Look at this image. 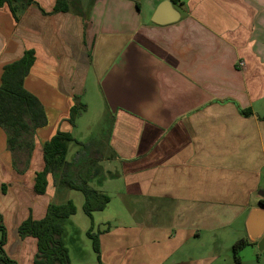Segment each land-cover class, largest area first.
Returning <instances> with one entry per match:
<instances>
[{
	"label": "crops",
	"instance_id": "crops-1",
	"mask_svg": "<svg viewBox=\"0 0 264 264\" xmlns=\"http://www.w3.org/2000/svg\"><path fill=\"white\" fill-rule=\"evenodd\" d=\"M56 1L36 0L47 13ZM67 1V12L52 14L30 5L17 22L7 6L0 8V79L6 65L33 50L24 87L48 119L34 135L24 172L13 168L0 128V175L12 176L0 177L4 225L18 247L11 258L26 264L25 245L35 242L18 236L19 225L57 204L52 177L44 195L33 191L35 173L44 166L42 145L57 130L79 143L77 123L67 120L76 98L82 104L90 95L98 98L108 132L101 143L94 141L91 157L81 154L80 160L94 166L99 153L102 162L114 163L116 177H106L110 171L98 162L92 168L99 172L91 176L86 167L80 174L90 182L97 175L102 192L110 180L121 182L115 198L120 213L99 222H113L98 233L102 264H212L216 252L192 258L184 246L241 218L239 239L257 247L247 221L252 210L264 209V0H168L179 18L167 25L151 21L164 0ZM34 255L35 247L28 264Z\"/></svg>",
	"mask_w": 264,
	"mask_h": 264
},
{
	"label": "trees",
	"instance_id": "trees-1",
	"mask_svg": "<svg viewBox=\"0 0 264 264\" xmlns=\"http://www.w3.org/2000/svg\"><path fill=\"white\" fill-rule=\"evenodd\" d=\"M175 3V1H174ZM30 5H37L43 14L67 12V0H57L50 13L42 10L36 0H0V8L7 6L15 22L18 16ZM138 7V4H136ZM34 63V51L26 50L23 56L3 68L0 79V127L7 135V147L12 155L13 168L18 171L27 169L31 154L34 150V135L37 130L47 125V115L39 99L24 87L25 78L28 76ZM70 109L68 122L75 127V120L83 112L85 105L78 103ZM249 110L242 111L248 116ZM70 143L79 144L69 132L57 131L42 145L43 169L35 173L33 191L37 195H44L48 186V177L60 186L71 190L80 191L84 202L82 210L92 219V214L105 209L110 199L107 195L87 187L84 178L71 181V175L77 171L75 165L66 160ZM69 176V177H68ZM3 192L5 189L2 187ZM259 204L264 207V200ZM76 208L71 201L64 204L48 205L44 216L39 220L26 218L18 227L19 237H30L35 240V255L32 264H70L69 253L65 246L66 230L64 225L69 223L75 214ZM0 264H18L8 257L3 250L6 244V229L1 223L0 216ZM92 242V250L96 255L97 264L100 260V247L98 234L92 233L91 228L86 233ZM249 245L245 239H239L233 245L235 261L240 263L237 252Z\"/></svg>",
	"mask_w": 264,
	"mask_h": 264
},
{
	"label": "rangeland",
	"instance_id": "rangeland-1",
	"mask_svg": "<svg viewBox=\"0 0 264 264\" xmlns=\"http://www.w3.org/2000/svg\"><path fill=\"white\" fill-rule=\"evenodd\" d=\"M99 7L100 6H98V8ZM90 9L94 10V9H92V7ZM90 9H89V11H91ZM95 11H98V10H95ZM89 16L90 15H88V17ZM91 17L96 19L95 14ZM89 19H90V17H89ZM97 101H98V98L96 95L95 96L90 95L88 97H85V99L81 98V103L83 105H84V103L88 104L89 112H87L86 114H85L86 111L83 112L75 120V124L77 123L76 128H78V131H77V133L74 132V135H79V136H76L77 139H79V144H74V146L77 147L76 150L72 149L69 151V153L67 154V161L72 160L74 158H78L79 155H81V154H84L85 158L89 159L91 157V151L93 150V147L97 146V144L94 141L101 143L102 140L105 139L107 132H108V129H107L108 126H106L102 122V120L99 119L100 118L99 117V111L102 109L100 107L96 106ZM99 102H100V99H99ZM47 123H48V120H47ZM48 134H49V129L45 130L44 134L42 136L44 138H46L48 136ZM91 141L94 143H92ZM35 144H36V142H34V150H35ZM71 146H73V145H71ZM102 146H104V148H106V145H102ZM69 158H71V159H69ZM92 160L95 161L94 166L90 165V164H92L90 160L84 161L88 164L81 166L82 168L84 167L83 169L81 168V172L83 173L82 175L85 174V167H88L87 170H88L89 174H91V176L96 174V172H99L98 169L97 170L93 169V168H95V166L98 162L97 167H100V166L104 167L105 166L110 171L109 174H106V177H107V175H109V177L110 178L112 177L111 179H113L112 175H114L115 169H116V166L114 165L113 162H110V163L104 162V161L102 162L101 158L99 157V153L96 156H94ZM30 162H31V160H30ZM30 162H29V165H30ZM29 165H28V167H30ZM28 167H27V169H28ZM26 170H24V171H26ZM24 171H22V172H24ZM6 176L12 177V176H10V174H6V173H3V174L1 173V175H0L1 179L9 180L8 177H6ZM75 177L76 176H74V178ZM94 177H93L94 178L93 181H91V182L87 181V187L89 189L96 190L100 194L107 195L110 199V202L108 203L109 205L108 204L106 205V211H104L101 214H99V213L94 214L93 213L92 219H90L87 215H85L83 210H82L84 197L80 191H75V190L68 189L66 187L57 186V192L59 195L57 200H56L57 204H64L67 201H71L76 208V212L70 218L69 223H66L64 225L66 233H67L65 236V239H64L65 240V246L68 250L69 261L71 264H94V263L97 264L96 255H95L94 251L92 250V242L87 237L86 233L90 228L92 230V233L95 235H97L101 231H105L106 229H108L109 225L112 226L113 222L109 221L108 223H104V224L103 223L100 224L99 222L104 217L110 218V217L116 215V213L117 214L120 213V206H119V204L115 198H117V192H118L117 189H118V187L121 186V182L116 180L115 178H114V180H110L109 182H111V185L109 183L106 185V188L104 186V188H103V190H105L104 191L105 193H104V192H102V189L100 188V185H99V182H100L99 177L97 175H95ZM114 177H116V176L114 175ZM77 179L78 178H76L75 180H77ZM112 181L115 182V183H113V185H112ZM2 184H4V183H2ZM52 184H54L53 186L55 187L54 181ZM100 184H101V182H100ZM2 187L3 186H1L0 189H2ZM109 187H111L112 190H110ZM28 206H30V205L29 204L23 205V207H28ZM121 208H123V207H121ZM121 213L126 214L125 210H124V212L121 211ZM3 214H4V212L0 209L1 223H3V225H4L3 219L5 216ZM122 214H121V216L123 217L124 215H122ZM127 221H128V218L124 219V223ZM71 224L73 225L74 228H76L78 230V231L77 230L75 231L76 234L78 232L77 235L74 234L73 228L70 227ZM4 227H6V237L8 239L9 234H10V240L11 241L8 244L6 243L7 246L6 247L4 246L3 249L6 251V255L8 257H10V256L14 257L13 253L16 252L18 247H16L15 244H14V246L11 245V243L13 244V242H12V236L13 235L11 234V232L10 233L8 232V230H7L8 226L4 225ZM243 227H244L243 226V218H241L229 227H225L223 229H217V231H213V232H207V233L201 232L200 237H198L196 239L189 240V243H187L184 246V248H183L184 253H185V255L187 254L188 256H190L192 258H199V257H205L207 255H209V256L213 255L212 252H216L217 258L212 264H237L235 261V255L233 252V245L236 241L239 240L240 237L244 236V228ZM0 234H1V232H0ZM0 238H1V235H0ZM9 246H10V248H9ZM33 247H35V243H34V245L30 244V246L25 245V248L30 249V250L26 251V254L24 256L27 261H28V258H31L30 257V251H31V249H33ZM208 252H209V254H206ZM184 253H183V255H184ZM80 254H82L84 256V259L81 258ZM237 257L241 260V263H239V264H256V263L264 264V251H260L258 249V247H254V249H253V247L244 248L240 252H237ZM27 261H23V262L28 264L29 261L28 262ZM18 263L21 264L20 261H18Z\"/></svg>",
	"mask_w": 264,
	"mask_h": 264
},
{
	"label": "water",
	"instance_id": "water-1",
	"mask_svg": "<svg viewBox=\"0 0 264 264\" xmlns=\"http://www.w3.org/2000/svg\"><path fill=\"white\" fill-rule=\"evenodd\" d=\"M179 18L178 12L173 8L170 1H162L156 8L151 21L157 25H167L176 22ZM261 197L264 196L263 191H259ZM263 218L258 224V219ZM248 236L251 240L257 242L260 251H264V209L259 208L252 210L247 221Z\"/></svg>",
	"mask_w": 264,
	"mask_h": 264
},
{
	"label": "flooded vegetation",
	"instance_id": "flooded-vegetation-1",
	"mask_svg": "<svg viewBox=\"0 0 264 264\" xmlns=\"http://www.w3.org/2000/svg\"><path fill=\"white\" fill-rule=\"evenodd\" d=\"M69 118V117H68ZM68 121V120H67ZM69 123V122H68ZM70 124V123H69ZM58 131V130H57ZM70 144H76V143H70ZM69 144V145H70ZM68 154V153H67ZM80 155H79V157L76 159L75 158V160L73 161V162H69V161H67L68 163H72L73 165H75V167L77 168L76 170L77 171H75L72 175H71V177H70V179H71V181H73L74 182V180L76 179V178H82L83 176L80 174L81 173V166H84L85 164H87V163H85V162H81V160H80ZM66 160H67V157H66ZM75 162V163H74ZM84 168V167H83ZM82 168V169H83ZM85 169H86V167H85ZM74 176H76L75 178H74ZM74 178V179H73ZM76 181V180H75ZM58 185V184H57ZM59 187H65V186H60V185H58ZM56 188V187H55ZM66 188H68V187H66ZM69 189V188H68ZM68 202V201H67ZM51 204H53V203H51ZM50 205V204H49ZM58 205V204H57ZM2 225H3V223H2ZM4 226V225H3ZM6 229V228H5ZM19 236V235H18ZM27 238V237H26ZM30 238V237H29ZM32 239V238H31ZM34 240V239H33ZM34 242H35V240H34ZM6 243H7V241H6ZM6 245V244H5ZM4 250V249H3ZM4 253L6 254V251L4 250ZM11 257V256H10ZM34 258V257H33ZM13 260H15L16 261V259H14L13 258ZM17 263H18V261H16Z\"/></svg>",
	"mask_w": 264,
	"mask_h": 264
},
{
	"label": "built area",
	"instance_id": "built-area-1",
	"mask_svg": "<svg viewBox=\"0 0 264 264\" xmlns=\"http://www.w3.org/2000/svg\"><path fill=\"white\" fill-rule=\"evenodd\" d=\"M238 66L240 67V69H244V63L240 62L238 63Z\"/></svg>",
	"mask_w": 264,
	"mask_h": 264
}]
</instances>
